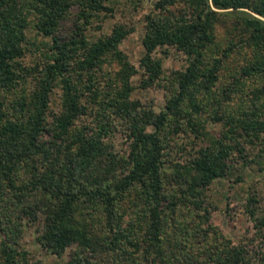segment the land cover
<instances>
[{
	"label": "trees",
	"instance_id": "1",
	"mask_svg": "<svg viewBox=\"0 0 264 264\" xmlns=\"http://www.w3.org/2000/svg\"><path fill=\"white\" fill-rule=\"evenodd\" d=\"M119 1L0 0V264H26L17 242L23 221L35 219L43 247L68 250L64 264H264L253 237L234 243L203 219L213 181L236 159L246 163L247 149L264 158V0H151L138 66L120 47L135 26L117 22L95 39L85 31ZM73 7L71 34L61 37ZM220 16L239 34L221 48ZM29 25L49 37L30 43L41 54L30 64ZM171 48L185 63L171 70L155 110L132 97V77L141 71L140 87L159 79L164 62L155 51ZM237 48L240 68L220 70ZM105 63L112 74L101 78ZM241 90L244 100L232 95ZM119 124L122 149L113 141ZM246 198L264 241V201Z\"/></svg>",
	"mask_w": 264,
	"mask_h": 264
},
{
	"label": "rangeland",
	"instance_id": "2",
	"mask_svg": "<svg viewBox=\"0 0 264 264\" xmlns=\"http://www.w3.org/2000/svg\"><path fill=\"white\" fill-rule=\"evenodd\" d=\"M137 7H133L131 2H124L121 0L117 4L114 12L111 14H102L93 20L91 26L85 31L89 38L95 39L97 36L107 33L111 30V27L117 22H124L128 26H135L122 40L120 47L127 55L131 62L138 66L139 58L142 55L144 48L141 43V37L143 33L142 17L144 11L150 8L151 0H133ZM76 7L71 8V11L61 21L56 33L61 37H68L71 34ZM233 24L231 19L220 16L214 23V35L218 41V46L221 48L225 39L229 37L236 38L239 34L233 31ZM27 38L29 39V50H27L25 56H23V62L34 63L37 58L41 56L39 50L33 51L30 43H46L49 41V37H45L36 32L31 25L27 28ZM167 54L157 49L155 54L163 58V71L159 79L155 80L152 84L146 87H140V79L142 77L141 71L136 72L132 81L135 84V88L132 92V97L138 98L142 104H151L155 110H159L164 107L167 90L163 83L167 78H170L171 70L184 65L185 57L182 52L171 48ZM37 55V56H36ZM243 51L237 48L230 57L227 59L229 67L226 65L220 70L226 68L239 67V62H242ZM103 74L101 78L107 77L112 74V63L104 64ZM259 81L258 77L253 75L248 77L247 83L255 85ZM61 88L55 86L50 96V109L58 110L60 108ZM235 98L246 99L244 91L240 93H232ZM238 95V96H236ZM208 127L213 131H217L219 124L212 121L209 122ZM114 145L117 148H126L127 139L124 131V126L119 124V127L113 132ZM249 160L243 163L241 160L236 159L231 171L227 177L222 179H216L207 189L209 201L213 207L207 211L203 217L206 223H212L216 225L219 230L227 237H229L234 243L245 242L248 238L253 237V241L260 243L264 247V241L255 231V226L246 210V197L248 194H255L259 201H264V158L257 156L256 149L248 150ZM26 221V220H25ZM23 221V230L19 236L17 246L20 250H25L26 264H64L67 259V251L62 254H56L45 247H43L36 239L40 233V222L34 220L31 223L25 224Z\"/></svg>",
	"mask_w": 264,
	"mask_h": 264
}]
</instances>
